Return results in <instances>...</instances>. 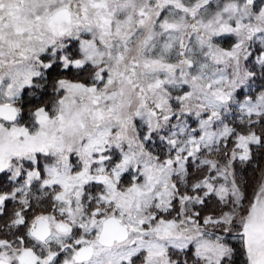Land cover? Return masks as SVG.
<instances>
[{
	"label": "snow or ice",
	"instance_id": "6c2138e0",
	"mask_svg": "<svg viewBox=\"0 0 264 264\" xmlns=\"http://www.w3.org/2000/svg\"><path fill=\"white\" fill-rule=\"evenodd\" d=\"M0 264H264V0H0Z\"/></svg>",
	"mask_w": 264,
	"mask_h": 264
}]
</instances>
